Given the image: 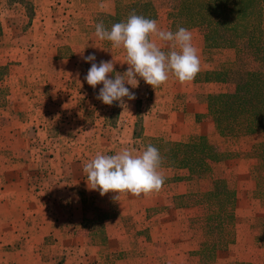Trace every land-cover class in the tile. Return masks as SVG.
Listing matches in <instances>:
<instances>
[{
    "label": "crops",
    "instance_id": "0c3cea01",
    "mask_svg": "<svg viewBox=\"0 0 264 264\" xmlns=\"http://www.w3.org/2000/svg\"><path fill=\"white\" fill-rule=\"evenodd\" d=\"M4 1L6 0H0V6ZM115 1L117 0H109L105 5L100 20L106 23L108 17L113 14ZM23 2L28 8L33 9L34 14H30L31 16L18 14L12 17L8 25L23 20V34L22 31L15 30V25L7 29V34L6 31H2L0 43L6 34L8 43L14 44L13 46L7 44V49L3 52L6 56L15 57L28 49L33 57L39 59L43 56L45 65L49 63L61 67H39L40 70L35 71H32L31 67H22L25 68L24 73L11 71L4 76L9 80L0 81V89L5 90V93L0 95V264H117L116 261L122 259L133 264H181L184 258L196 264V257L191 252L197 249L198 244L191 246L186 232L191 233L192 230L186 228L183 217L177 218V215L185 214L189 209L174 208L172 198L198 193L196 186L200 180H173L175 177L170 175L171 178L165 180L162 190L158 193L135 197L130 193L111 192L108 200H114L111 203L115 205V207L113 205L116 208L115 212L120 220H126V225L131 229L126 230L124 226L106 222L105 224L109 226L107 234L105 231L106 241L104 244H96L86 229L76 225V222L86 217L85 203L89 204V198L94 197L93 194H89L88 182L84 179L81 182L80 179L74 181L71 178V184L68 185L64 171L67 159L63 160L60 156L59 159H54V156L44 164L31 159L33 142L41 145L51 140L47 137L54 114L61 119L64 116L84 119L85 110L82 104L87 102L90 106L86 110L89 124L91 122L98 125L95 110L102 102L96 97L103 85H97L93 89L86 83L84 77L91 63H87V69L83 64L80 67L79 64L86 63L80 60L81 57L93 54L96 57L95 63L99 64L101 61H110L111 57L126 56V53L123 48L112 47L107 40H96L95 29L90 25V19L95 15L65 16L68 19L73 18L72 23H69L67 19L64 21V16L47 15L48 0ZM66 3V7L73 6L77 10L81 7L88 10L91 7L90 0H67ZM92 12L96 11L92 10L88 14ZM84 18L87 19L83 23ZM105 27L107 28V25ZM20 34L28 42L27 48L23 51L17 49L15 43L10 42V39H15ZM65 39L68 43L59 44L58 41ZM151 39L161 45V41L154 36ZM61 49L67 50L68 55H59L57 52ZM112 60L115 62V59ZM115 68L116 65L114 70ZM23 78L27 81L23 82ZM54 80L64 83V87L60 88L57 85L55 87ZM79 80L85 81L83 88L87 90V99L81 92ZM139 83L137 86L139 89L151 87L143 80ZM176 85L178 87L177 83ZM210 85L203 84L202 87ZM196 86L199 85L193 82L184 84L178 91L175 89V92H179L183 97L189 95L191 98L199 94L193 93ZM64 90L69 91L68 94ZM210 92L203 91V98ZM71 93L73 94L69 95ZM135 96L133 102L136 105L141 104L140 109L143 108L145 97L138 91H135ZM71 99L73 101H68ZM69 102L74 105L65 109ZM147 102V119L152 120L155 118L152 116L153 105L151 101ZM183 109L179 112L170 110L163 112L171 113L182 121L189 115L188 108ZM204 110L205 105L201 99L199 112L203 113ZM188 123L192 125L193 121ZM193 128L192 126L189 132L182 135L184 139L198 134ZM75 133L73 129L72 135H76ZM32 134L41 137L34 139ZM178 171L177 173H184ZM31 182L36 186L32 187ZM95 210L96 208H93L92 212ZM140 231H145L146 238L136 234ZM235 238L231 245H234ZM111 244L116 246L111 248ZM221 252L223 251L215 254V264H218ZM230 260L229 262H234L233 264H251V261L245 258ZM262 263L264 262H260Z\"/></svg>",
    "mask_w": 264,
    "mask_h": 264
},
{
    "label": "trees",
    "instance_id": "16d2710c",
    "mask_svg": "<svg viewBox=\"0 0 264 264\" xmlns=\"http://www.w3.org/2000/svg\"><path fill=\"white\" fill-rule=\"evenodd\" d=\"M152 1H115L118 6H114L113 14L106 21L108 30L115 23L125 22L133 10L137 15L155 20ZM174 1L177 2L175 10L166 14L169 30L176 32L179 27L202 30L198 50L207 67L200 66L193 84L232 86L230 92L207 94L204 113L195 115L197 122L202 118L211 122L223 150L216 153L207 138L197 134L175 141L142 137L143 151L153 145L163 157L161 168L184 171L183 176L173 180H203L210 176V163L250 160L258 181L257 190L252 194L264 208V0ZM3 93L2 88L0 95ZM240 139L248 140L245 146L239 145ZM235 202L236 192L223 178H215L207 191L172 198L174 208L195 210L186 225L200 236L197 249L191 252L196 264H215V254L233 244ZM109 219L115 225L131 229L117 212L98 210L93 217H84L79 228H86L96 244H104L103 222ZM136 234L146 238L145 231Z\"/></svg>",
    "mask_w": 264,
    "mask_h": 264
},
{
    "label": "rangeland",
    "instance_id": "374dc122",
    "mask_svg": "<svg viewBox=\"0 0 264 264\" xmlns=\"http://www.w3.org/2000/svg\"><path fill=\"white\" fill-rule=\"evenodd\" d=\"M66 1L67 0H48V4L46 5V9H48L46 10L47 15L51 14V16L53 15L54 17L64 16V21H66L67 19L69 23H72L73 18L68 19L65 16L71 17L72 15H95L93 16L94 18L90 19V25L92 28L95 29L96 23L101 21L104 23V25H106L105 21L100 20L99 18L101 17V14L105 9L104 7L109 2V0H90L91 7H89L88 10H86L87 8L85 9L84 7H81L78 10L75 9L73 6L66 7ZM152 4L156 12L155 21H157L159 29L169 30V24L167 21L166 14L168 11L175 10L177 2L174 0H153ZM114 6L117 7L118 5L116 4ZM92 10L96 12L88 14V12ZM18 14H25L27 16H31L34 13L33 9L28 8L27 4L24 5L23 0H6L3 2V4L0 6V36L2 35V31H6L7 34V29L11 25H15V30H17V32L22 31L23 34V20L20 23L18 22L17 24H15L12 22L10 25H8L9 21L13 19L12 17ZM86 19L87 18H84L82 22L84 23ZM189 31H191L192 33L193 45L198 49V40L200 38L202 30L193 29ZM6 34L5 38H3L0 43L1 80L8 79L7 76H4L11 71L14 72L16 70L21 73H24L25 68L23 69L22 67H31L32 71L40 70L39 67H61L59 65H51L49 63L45 65L43 56L39 59L38 57L31 56L32 53L28 52V49L25 50L27 48L28 42L27 40H24L22 38L21 34L20 36H16L15 39H10V42L12 41L13 43H15L17 49L22 51L25 50L26 52H22V55L20 56H18L19 54L15 57L6 56L3 51H6L7 44L10 46L14 45L8 43ZM65 36L68 37V35ZM97 39L98 38L96 37V40ZM58 42L59 44H63L64 42L68 43V40L65 39V41L63 40ZM160 44L163 51L167 52L170 50L171 42L161 41ZM7 53L10 52L7 51ZM57 53H59V55L61 56L68 55V51L65 49H61ZM198 54L201 61L200 66L207 67V65L203 63V56L200 54L199 50ZM112 59H115V62L113 63H116L115 65L117 67L115 68L113 75H115V73L123 74L128 68L126 56L111 57V60ZM80 60L83 61V58L81 57ZM82 64L83 67H86L87 69V63L82 62L81 64H79L81 65L80 67H82ZM2 74L3 76H1ZM137 79L139 80V82L143 80L139 77H137ZM26 81V78H23V82ZM84 82V80H79V86L81 92L84 94L85 99H87L88 93L87 90L83 88ZM54 83L55 87L56 85L60 88L64 87V83H61V81L55 82L54 80ZM176 83L178 84V87ZM183 85L184 84L179 83L178 80L171 75L169 77V80L165 84H163V86L154 89L149 86H145L139 89L137 87L132 88L131 85H126V87H129L130 91H132L134 94L135 91H138V93L145 97L144 107L140 109L141 104L138 103V105H136L133 100L129 101L127 100V98H124V102L128 106L127 110L121 108L119 106V102H113V104L110 106L100 103L97 109H94L97 112L98 121L96 122L98 125H93L91 122L89 124V119L86 110L90 106L87 102L82 104V107L85 110L84 119L79 120V118L75 117L73 119L72 116H64V118L61 119L60 116H56L54 114V117L51 118L52 123L49 124V137H47L51 140L47 144L41 145L39 143L33 142V147H31V150L33 151V153L31 154V159L33 161L37 160L38 163L44 164L47 160L53 158L54 156V159H59L60 156L63 160L67 159L64 171L67 175V178H65V180L67 181L68 185L71 184V178L74 181H79L80 179L81 182L84 179L86 182H88L87 174L84 173L83 168L85 164L92 160L97 153L111 155L127 147L135 150L133 153L134 155L140 154L143 152L142 137H164L175 141L182 139V135L189 132L192 126L194 127L193 131H196L199 135L202 134L207 138V140L215 149L216 153H221V151L223 150V145L221 140L214 135L211 122L203 118L197 122V119H195V114L201 113L199 112L201 99L202 103H204L205 105L206 97L203 98V91L208 90L211 91L210 93L230 92L232 90V86L230 84L212 83L210 86L203 88L202 85L197 84L199 86H196V88L194 87L195 90L193 88V93L196 92L199 94L198 96H196L195 94V96L193 95L190 98L189 95L183 97L182 94H179V92H175V89L178 91V88ZM64 91H66L67 94L69 92L67 90ZM72 94L73 93L69 95ZM148 100L151 101L153 105L151 107L154 110V114L152 116H155V118L152 120L147 119L148 115L146 114V110L148 108ZM68 101H73V99ZM72 105H74V103L69 102L65 109H67V107H71ZM185 107L188 108L189 115L188 118H185L182 121L181 119H177V117L175 115H172L171 113H164L168 110H170V112H179ZM190 117H192L193 119H191ZM189 121H193V124H189ZM104 127H110V129H104ZM73 129L76 131V135H72ZM79 129L81 130L79 131ZM32 136L34 139H38L41 137V135L39 136L34 134H32ZM247 142V139H240L239 145L245 146ZM25 156L29 158V156H27L26 154ZM210 165V176L206 179L198 181L199 183L196 186L198 192H203L211 189L212 181L215 178H223L227 183L228 187L236 192V202L234 206V228L236 233L235 243L234 245L229 246L226 251H223L219 254V258L217 260L218 264H233L234 262H229L232 258L249 259L251 261V264H260V262H264V208L259 205L258 200H256L252 194L253 191L257 190L258 186L257 177L253 168V162L245 159H232L224 160L220 163H210ZM161 171L165 177V180L171 178L170 175H173L172 177H179V175L183 174V172L177 173L178 169L175 168H161ZM33 175L36 174L33 173ZM31 183L32 187L36 186L35 183ZM67 183L65 184L67 185ZM89 194H93L94 197L89 198V204L85 203V218L93 217V208H96V210L98 211H115V205L111 203V201L113 202L114 200H108L109 196H111V192L105 194L104 196H101L98 190L90 189ZM105 206L107 208L104 210ZM91 212L93 213V215ZM194 214L195 210L189 209L185 214L177 215V218L183 217V220L186 224L187 218L193 216ZM81 220L80 222H76L77 227H80L81 224H83V222L81 223ZM106 222H110L113 224V221H110L109 219L103 222L104 231H106L107 234L109 226L105 224ZM86 231L89 235L87 229ZM186 233L187 237H189V240L191 242V246L197 245L198 241L200 240L199 234L193 231L191 233L187 231ZM111 246V248H113L116 245L111 244ZM189 257H191L190 253ZM116 263L133 264L131 262L126 263L125 259L118 260L116 261ZM181 264L193 263L191 261L188 262V259L184 258Z\"/></svg>",
    "mask_w": 264,
    "mask_h": 264
},
{
    "label": "clouds",
    "instance_id": "9594fccd",
    "mask_svg": "<svg viewBox=\"0 0 264 264\" xmlns=\"http://www.w3.org/2000/svg\"><path fill=\"white\" fill-rule=\"evenodd\" d=\"M95 35L110 42L114 48H123L128 65L123 74L113 75V60L97 64L93 54L82 57L86 63H91L84 77L86 83L93 89L103 85L96 98L104 105L119 102V106L127 110L124 98L132 101L136 96L126 85L137 87V77L154 89L165 84L170 75L181 84H190L200 72L198 49L193 45L191 31L184 27H179L176 32L161 30L157 21L137 15L133 10L125 22L113 24L110 30L102 21L96 23ZM153 36L159 41L171 42L170 50L163 51L151 39ZM134 151L125 147L111 155L97 153L83 168L89 188L98 190L101 196L112 192L140 197L161 191L165 177L161 171L163 157L159 149L148 145L140 154L134 155Z\"/></svg>",
    "mask_w": 264,
    "mask_h": 264
}]
</instances>
